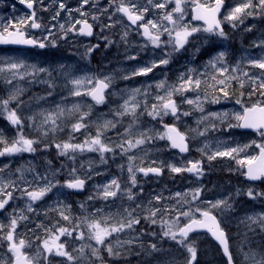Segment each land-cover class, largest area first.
Segmentation results:
<instances>
[{"label": "rangeland", "instance_id": "rangeland-1", "mask_svg": "<svg viewBox=\"0 0 264 264\" xmlns=\"http://www.w3.org/2000/svg\"><path fill=\"white\" fill-rule=\"evenodd\" d=\"M61 2L66 5L64 10H59L58 8L59 3ZM119 2L120 0H115V3H113L112 0H96L95 6H93L92 3H89L81 8V0H42V3L36 4V10L38 11L37 21L41 23L42 27L39 29H33V32H37L38 38L42 39L45 43L54 39L56 41V47L47 46L44 49L37 48L30 51L18 52L0 51V64L9 59H14L24 60L30 64H36L40 67L53 69L52 79H54L56 83V87L54 89H49L47 84L40 83L38 80L34 82L31 78H26L23 81H14V86L24 89L21 99L25 102V105L20 109L22 116L28 117L39 113L42 110L55 111L56 105H61L65 107V109H70L73 104L78 103L81 105V111H88L87 106L91 105L90 115L85 120L88 124L86 129L73 132L71 125L76 122V116L69 115L66 112L65 116L61 117L58 121V123L61 124V130H58L55 133H49V136L44 139L43 143L37 146L39 149L37 152L20 153L0 157V167H4L5 165L10 166V168L4 173L5 178H8L9 175L15 172L17 168L22 167H35L36 172L43 173L47 170L46 161L51 160L54 168L59 169L62 164L64 166L56 176V179L61 185H63L66 180L72 178L70 174V169L72 167L77 168V175L81 177L85 176L90 171L91 178L89 180H92V182L89 190L83 197L71 189L59 187L58 189H54L53 192L48 193L51 196L50 200L44 202L43 204L37 202L33 204V207L37 210L36 213L25 212V214L28 215L29 218L39 216L42 217L40 220H35L34 223L37 225L43 224L45 227L54 229V226L56 227L59 225V221L60 224H63L65 227H73V222L68 221L69 225L59 215V211L64 210V205L71 206L66 214L70 215L74 219L89 213H94L95 218L98 219L104 214L116 213L125 208L129 210L135 208L136 212L134 214L141 217L140 223L135 225L131 230L127 229L129 236L123 238L117 236L115 240L110 241L114 245L115 250L120 253L119 255L113 257L118 258V260H121L119 258L129 259L127 261L122 260L121 264H185V259L188 256V253L176 242L162 236L163 229L160 223L152 224L150 220L145 219L144 234L143 229H141L144 217L148 216L147 210L154 207H175L181 210H187L189 207L195 208L196 206H199L200 208L205 209L208 205L204 202L231 197L234 195V189L236 191L241 190V194L246 193L249 188L257 190V193L261 192L258 187H254L249 184L244 186V179L240 176V174L244 172L245 168L237 164L236 160L225 157L221 158V160L218 158L217 160L209 163L206 157H202L201 152L198 151V149H200L205 142H208L213 149H215L218 145L222 147H236L237 145L242 146L244 144H250L253 140L257 143H264V138H261L254 130L227 128L228 122H236L234 114L242 112V104L251 105L260 99L258 92L256 95L249 98L248 93L251 91V85L249 83L246 82L244 88L241 90L239 88V83L237 81H232L231 88L229 89L230 97L228 99H221L220 103H212L210 100L204 101L203 113L198 110H193V106L182 104L181 110L192 111V114L190 116H181L179 120L175 119L171 115H168L163 117V122L161 123L159 119L154 120L152 117L148 116L146 112H144L143 107L138 110L139 113H143L139 115V127L141 129H153L159 132L164 131L163 124H175L183 132H188L190 128L194 129L197 127V120L201 116H207L209 113L213 112H227L229 114L225 124L221 125L219 121H216L217 130L208 132L206 136H197L192 138L191 133L189 134V141L192 145V150L189 155L180 154L173 148H170L168 141L159 139L142 146L144 150L133 149L127 154H135L138 157L136 161L137 164L141 163L142 158L143 166L145 167L163 166L164 173L162 176H155L151 174L145 176V199L141 194V189H135L134 187H132V193L135 196L134 200H128L127 194L124 193L123 190L122 193L118 194V197L113 201H103L104 199L98 196V193L102 189L103 185H105L100 181H97V179L101 177L99 175L101 173L107 172L109 177L105 178L106 183H109L113 178L119 177L120 180V177H124L125 180H123V182L126 186H128L129 174L127 172V155L122 153L119 149L116 150L115 154L105 153L104 157L106 162H101V154L99 152L87 150L84 152H77V159L75 162H72L65 156H59L58 150L54 147V144L68 142L70 138L72 143H83L84 140L89 137V134L95 136L98 124H102L105 120L119 119L114 116V112L123 103L124 99L128 98V95L133 89H147L149 95L146 98L138 96L137 100L144 101L146 99L147 104L150 106L152 103L157 102L154 97L158 92L159 94H163V92L155 88V84L161 80L166 79L169 84H175L178 82V77L181 73H184L189 68L193 67L201 72L206 71L209 74H215L214 69L210 67L206 68L205 66L207 61L220 51L227 52V64L230 71L237 63H239L240 68L243 71L259 75L261 70L250 67L247 64V60L249 58L264 56V48L253 46L254 43L259 44L261 40H264V15L256 14L244 17L243 23L237 22V27L235 28L231 26V23L224 22L228 25L226 33L230 36L227 39L203 31L195 34L194 38H190V40L194 39L195 43H192V45L189 43L185 46V48H189L186 51L189 56L180 58L179 52L173 53L172 59L168 65H162L161 69L160 67H157L148 75L140 76L138 82L137 79H133L137 76L132 77L130 80L123 79L122 77L130 74L134 69L144 67L153 61H158L163 56L164 52L171 51V46L168 45L166 47L159 48L161 52V57L159 58L157 48H155L151 42L144 37L140 28L132 27L126 21V18L122 13L115 12L116 4ZM125 2L127 3V0H125ZM138 2L140 4H146L147 0H138ZM200 2L207 3L208 0H200ZM241 2H243V0H229V6L224 15ZM192 6L193 5L191 3L187 6L185 22L203 28V24L193 21ZM168 7L170 9L174 7V4H170ZM76 9H81L85 15L82 16L80 12L76 11ZM105 9H107V11H104ZM58 10L60 11V15L56 20H53L52 17ZM69 10H71V16L68 14ZM29 14L30 12L23 8L19 0H0V25L7 24L9 20L14 22L16 19L26 17ZM109 15L112 17L111 21L108 19ZM160 15L161 12L159 10L150 7V11L145 15V20L159 19ZM93 16L98 17V19L93 20ZM251 18H254L255 20L250 21ZM76 20H87L94 27H96L97 31L94 36L88 37L86 35L79 34V29L82 24H75ZM113 22H116L114 27L103 28L102 30V25ZM60 24H64L65 29L71 28L73 24H75L77 31H70L67 33L66 38H61L62 30L59 27ZM53 25H55V27H53ZM23 27L31 29L30 22L23 25ZM249 28H251V31H248ZM49 31L52 33L51 36H49ZM124 32H127L128 35L126 38L122 39ZM238 32L240 34H237ZM132 35L136 39H133ZM45 37H47V40H45ZM231 38H240L239 40L241 44L239 45L237 55L229 58L228 54L231 52ZM162 40L167 41V35L163 36ZM74 44L79 50L73 48V46H75ZM120 44H125L126 48L123 50V45L120 47ZM214 44L216 45V48L214 47L211 50L208 58L197 59L198 52L201 51L202 47ZM97 45L98 47H96ZM111 46L114 47V50H116L118 54L117 57H113L112 59L121 61L112 62V60L109 61V56H103V51ZM89 48L93 49L90 53H88ZM197 48H199V51L196 50ZM141 52H143V56L138 58V55ZM113 54L115 55L116 53ZM121 54L135 58L130 59L129 57H122L120 56ZM187 58L190 60L182 61ZM61 65L64 66L63 71L71 72L72 76H83L85 74L98 76L100 78L112 76L114 78L113 83H115V86H113L111 91L108 92L109 96L105 103L96 104L89 96H70L69 91L71 85H67V79L61 74ZM177 66H181V68L176 69ZM239 74L240 73H237V75ZM40 78L47 79V77ZM121 79L128 80L126 85L121 86L118 84V81ZM244 79L247 80V78ZM149 85H152V87L149 88ZM12 87L13 86L7 85L3 78H0V98H7L9 90ZM49 91H52L51 96L48 95ZM240 91H243L244 93L242 104H236L235 100L240 98ZM185 95L189 98H195L197 93L189 92ZM40 97H45V99H40ZM175 98L180 102L181 97L176 96ZM16 106L17 105L15 103L10 105L12 108H15ZM36 119L38 122L40 117L37 115ZM129 122L130 118L127 116L122 120H119L115 129L106 131L104 137L105 142L110 145L117 142L120 139L118 133L122 134ZM200 127L202 128L203 125ZM0 131H2L9 139L15 137L17 134L16 128L13 127L3 116H0ZM23 132L24 135L30 138H39V133H37L33 127L29 125L27 119H25ZM44 143H51L53 146L45 150L43 147ZM145 151H147V155H145ZM258 152L259 149L253 145L245 152H241L239 154V158L243 159L246 156H254L257 155ZM201 159L204 160L203 175L197 177L195 174L182 172L184 173L183 175L187 176L180 182L175 180L174 173H172L168 167V165L171 164L184 166L187 165L189 160L195 161ZM152 161H155L156 163L152 164ZM221 161L225 166L227 161L230 163L226 168L227 171L223 170L216 174L220 168ZM89 164H91V170H89ZM210 164L213 165V171L209 168ZM81 165H84V167H81ZM120 165H124V168L121 169ZM25 176L27 180H33L32 173L26 172ZM141 176L142 173H137V184L141 183ZM18 177L19 173H15L14 176H11L12 179H17ZM213 179H215L216 186L212 183ZM223 181L230 182L231 186L234 185V187H226L224 184H221ZM20 183L22 184V182ZM196 188H202L203 191L199 199L194 201L192 204L183 203L184 198L176 197L175 195L178 192L182 194L189 193L187 199L191 200V191ZM157 195L162 197L159 202L154 199ZM89 196L94 198L89 200ZM14 197L17 199L13 203L12 207L0 214V223L5 225L9 223V214L12 213L14 208L17 209V214L20 209H25L26 204L28 203L27 198L21 196L19 192H15ZM178 200H180L181 203L178 204ZM149 201H151V203H149ZM230 202L233 204L232 209L221 213V215L222 219L225 220L226 224L232 231L234 252L242 264L240 248L243 247L244 250L247 251L249 246L253 248L264 246V241H261L264 240V234L260 236V233L264 232H261L259 229V233L256 235L245 236L247 232H252L249 230V227L245 222L246 218L248 216L255 215L257 208L252 206L251 208L240 207L238 209L235 201L231 200ZM81 204H85V209L80 207ZM137 205H140L141 207L137 208ZM97 209H103V212H97ZM196 215L197 218H199V214ZM175 216L176 212H172L171 215H165L163 218L166 220H172ZM51 218L55 219L53 224L47 225V220ZM159 218L160 217L158 215L157 219L159 220ZM2 219H6V221ZM186 221L187 218L181 217V223ZM23 224L24 222L20 223V225ZM34 228L37 227L34 226ZM252 228L255 229L257 227L256 225H252ZM83 230L85 231L87 237V229L84 228ZM153 233H155V235H153ZM74 234L76 239L78 232H74ZM189 239H193L197 242L198 251L195 264H224V260L220 259L218 246L212 239H210L208 234L201 233L190 235ZM70 240L71 237L69 241ZM117 240H119L121 244H117ZM74 241L75 242L72 248H79L81 244L90 243L93 246L100 247L103 259L104 257L106 259L109 256L103 246L95 245V241H90L87 238L83 241L79 239ZM128 241L132 242L128 243ZM153 243L157 244L158 247L162 248L164 251L152 252V254L149 255L148 252L150 249L148 246ZM128 245L132 248H129ZM87 252H90V249H86V253ZM75 254L76 253H74V255ZM99 263V261L96 262V264ZM77 264H83V262L77 261Z\"/></svg>", "mask_w": 264, "mask_h": 264}, {"label": "snow or ice", "instance_id": "snow-or-ice-1", "mask_svg": "<svg viewBox=\"0 0 264 264\" xmlns=\"http://www.w3.org/2000/svg\"><path fill=\"white\" fill-rule=\"evenodd\" d=\"M19 2L33 11L26 17L16 19L14 22L9 20L7 24L0 25V44L31 45L40 49H44L47 46L56 47V41L54 39L45 43L36 38H29L26 36L25 31L21 27H18V25L23 26L28 22H30L31 28L39 29L42 27L41 23L37 21L36 11L34 10V6L37 3H42V0H19ZM95 2L96 0H81V8L89 3L95 6ZM112 2L115 3V0H112ZM189 3L193 5L192 11L194 15L192 19L203 21V28L185 22V13ZM224 3L225 0H208L207 3H201L200 0H147L146 4H140L138 0H127V3L125 0H120L116 4L115 12L122 13L133 25L142 22L139 24V27L143 29V35L147 37L155 48L171 46V51L164 52L158 61H153L144 67L134 69L130 74L124 75L122 78L131 79L134 76H146L155 68L168 65L173 53L184 49L190 42L195 43V40H190V38H194L195 34L201 31L227 39L223 22H229L235 28L237 27V22L243 23L244 17L256 14L264 15V0H243V2L232 8L221 18L220 13ZM170 4H174V7L169 9L168 6ZM150 7L161 12L159 19L145 20V15L150 11ZM58 8L59 10H64L66 8L65 3H59ZM59 10L53 15V20L59 17ZM76 11L80 12L82 16L85 15L81 9H76ZM104 11H107V9ZM68 14L71 16V10H69ZM96 19L98 17L93 16V20ZM108 19L111 21V15L108 16ZM115 23L102 25V30L103 28L114 27ZM75 24L83 25L79 29V34L87 36L93 34V26L87 20H76ZM75 24L68 29H65L64 24H60L59 27L62 30L61 38H66L67 33L70 31H77ZM248 31H251V28ZM51 35V31H49V36ZM127 35L128 33L124 32L122 39L126 38ZM165 35L168 37L167 41L162 40V37ZM45 40H47V37H45ZM253 46L264 48V40H261L259 44L254 43ZM92 50V48H89L88 53ZM196 50L199 51V48ZM129 58L134 59L135 57ZM247 64L250 67L260 69V74L255 75L250 74L248 71H243L239 63L230 71L227 64V52L220 51L212 56L205 66L206 68L210 67L214 69L215 74H209L206 71L201 72L193 67L181 73L178 77V82L175 84H169L166 79L161 80L155 84V88L163 92V94H159L158 92L154 97L157 102L152 103L150 106L147 104L146 99L144 101L137 100L138 96L146 98L149 95L147 89H133L128 95V98L124 99L123 103L114 112V116L119 119L105 120L102 124H98L95 136L89 134V137L83 143H72L70 138L68 142L55 143L54 147L58 150L59 156H65L72 162L76 161L77 152H84L86 150L99 152L101 154V162H106L104 157L105 153L115 154L116 150L119 149L127 155L133 149L144 150L142 146L150 144L156 139L166 140L169 142L170 148L178 149L181 153H186L189 151L190 133L192 138L206 136L208 132L217 130L216 121H219L221 125L225 124L229 114L227 112H213L207 116H201L197 120V127L194 129L190 128L188 132L181 131L175 124H163L164 131L159 132L153 129H141L139 127V115L143 113H139L138 110L143 107L144 112L148 116L154 120L159 119L161 123L163 122V117L168 115H171L177 120L181 116H190L192 111H182V104L193 106V110H198L203 113L204 101L210 100L212 103H220L221 99H228L230 97L229 89L231 88L232 81H237L241 90L244 88L246 82L249 83L251 85V91L248 93L249 98L258 92L260 99L251 105H243L242 98L244 93L240 91V98H237L235 103L242 104V112L234 114L236 122H228L227 128L252 129L261 138H264V56L249 58ZM63 68L64 66L61 65V74L67 79V85H71L69 91L70 96H89L96 104L105 103L106 90L113 83L114 78L112 76H105L104 78L88 74L72 76L71 72H64ZM52 73L53 69L30 64L24 60L9 59L0 64V78H3L7 85L13 86L9 90L7 98H0V116H3L17 130L16 136L11 139L7 138L0 131V157L37 152L39 150L37 146L43 143L44 139L49 136V133H55L61 130V124L58 121L61 117L65 116L66 112L69 115L76 116V122L71 125L73 132H78L88 127L85 120L90 115L91 105L87 106L88 111H81V105L78 103L73 104L70 109L56 105L55 111L42 110L28 117L22 116L20 109L25 105V102L21 99L24 89L14 86V81H23L26 78H31L34 81L38 80L40 83L47 84L49 89H54L56 83L52 79ZM237 73L240 74L237 75ZM40 77H47V79ZM244 78H247V80ZM148 87L151 88L152 85ZM189 92L197 93V95L195 98H189L185 95ZM48 95L51 96L52 91H49ZM176 96L181 97L179 103L175 98ZM40 99H45V97H40ZM12 103H15L17 106L15 108L10 107ZM37 115L40 117L38 122L36 119ZM126 116L130 118V122L122 134L118 133L120 139L111 145L106 143L104 139L106 131L115 129L119 120H122ZM25 119L39 133V138H30L24 135L23 128ZM201 125H203L202 128L200 127ZM253 145L259 149L258 154L240 159L239 154L245 152ZM51 146H53L51 143L43 144L45 150ZM198 151L201 152L202 157H206L209 163L218 158L225 157L236 160L237 164L246 168V171L242 174L248 180L256 181L264 179V143H257L253 140L250 144H244L242 146L222 147L218 145L213 149L208 142H205ZM145 155H147V151H145ZM137 159L138 157L135 154L127 155V172L129 178L128 186L125 187L123 192L127 194L128 200L135 199L132 193V187H135L138 183L137 173H142L144 176H148L149 174L159 176L163 174L162 165L145 167L143 166V159L141 158L140 164L136 163ZM155 163V161H152V164ZM203 163V159L195 161L189 160L187 165L176 166L171 164L168 167L172 173L179 174L188 172L199 177L204 172ZM46 164L47 170L43 173L36 172L35 167H22L17 168L8 178H5L4 173L10 166L5 165L4 167H0V212L5 211L10 201L14 200L15 192H19L21 196L26 197L28 200L25 209H20L18 214L17 209L14 208L12 210V213L9 214L10 219L7 225L0 223V233H2L0 240L6 242L7 248L6 256L0 257V264H53L55 257L64 258L67 262H71V264H77V261H82L83 264H96L99 261L100 264H104L100 247L93 246L90 243L81 244L79 248H72L71 251L68 250L67 241L61 242V237H72L74 232H78L76 239L83 241L87 238L90 241H95V245L103 246L110 256L119 255L120 253L115 250L114 245L110 241L108 243L106 241L113 234H119L126 229L131 230L135 225L140 223L141 217L134 214L136 212L135 208L131 210L125 208L116 213L104 214L98 219L95 218L94 213H89L74 219L66 214L71 206L64 205V210L59 211V215L63 220L73 222V227L54 226L55 230H53V228L38 224L37 228L41 229L45 233V236L42 238L36 235L35 240L40 241V243L35 244L34 253L27 251V249H33L34 242L25 239L24 235L17 233V228L20 226V223L29 220V216L25 212L36 213L37 210L33 207V204L42 200L48 193L53 192L54 189H58L59 187L82 191L85 188L87 179L91 178L90 171L81 177L77 175V168L72 167L70 169L72 178L61 185L56 179V176L64 167L63 164L59 169L53 167L51 160H47ZM81 167H84V165H81ZM88 167L91 170V164ZM120 167L123 169L124 165H120ZM26 172L33 174L32 181L27 180L25 176ZM15 173H19V177L12 179L11 176H14ZM202 191V188L192 190L191 200L187 199L189 193L182 194L178 192L175 195L176 197H183V203L192 204L199 199ZM121 193L120 180L113 178L109 183L103 185L98 196L104 200H108L109 198H117L118 194ZM240 194L238 190L236 195ZM243 194H246L251 199H257L258 197L264 198V192L255 193L251 188ZM93 198L92 196L88 197L89 200ZM154 199L159 202L162 197L157 195ZM230 200L231 197L215 201H206L204 203L208 207L205 209L199 206L195 208L189 207L187 210H181L175 207L149 208L147 210L148 216L144 218L150 220L152 224L160 223L163 229L162 236L176 242L186 250L188 256L185 259V264H195L197 260V242L189 239V237L191 233L201 229L210 233L222 247V252L227 258V264H234L227 232L221 226L220 219H218V214L232 209L233 204ZM177 203L179 204L181 201L178 200ZM80 207L85 209L86 206L85 204H81ZM139 207L141 206L137 205V208ZM96 211L102 213L103 209H97ZM172 212H176L174 219L166 220L163 218L165 215H171ZM196 214H199V218H197ZM158 215L160 217L159 220L157 219ZM181 217L187 218V221L181 223ZM245 222L250 231L255 232L252 225H256L261 232H264V212L248 216ZM84 228L87 229V237L83 230ZM131 242L128 241V243ZM117 244H121V242L117 240ZM148 248L150 249L148 252L149 255L152 252L164 251L155 243L150 244ZM86 249H90V252L86 253ZM240 252L242 255V264H264V246L257 248L249 246L247 251L241 247ZM74 253L76 254L74 255Z\"/></svg>", "mask_w": 264, "mask_h": 264}, {"label": "flooded vegetation", "instance_id": "flooded-vegetation-1", "mask_svg": "<svg viewBox=\"0 0 264 264\" xmlns=\"http://www.w3.org/2000/svg\"><path fill=\"white\" fill-rule=\"evenodd\" d=\"M35 11H36V16H37V14H38V11L36 10V5H35ZM18 27H21V26H19L18 25ZM22 28V30H25L26 32H27V30H26V28H24V27H21ZM34 29V28H33ZM225 32H226V28H225ZM28 33V32H27ZM26 33V34H27ZM227 34V33H226ZM39 35V34H38ZM27 36L29 37V38H36V39H38V36H37V32H33L32 34H30V33H28L27 34ZM40 36V35H39ZM38 40H42V39H38ZM38 47H33V48H20V47H16V46H3V47H0V51H3V52H14V51H30V50H34V49H37ZM220 159V158H219ZM221 160V159H220ZM229 161H227V163H226V166L224 165V163L223 162H221V165H220V168L218 169V171H217V174L218 173H220L221 171H223V170H225V171H227V166L229 165ZM209 168L211 169V171H213V165L212 164H210L209 165ZM224 171V172H225ZM246 171V168L244 169V172ZM101 177H99L98 179H97V181H100L101 183H103V184H107L106 182H105V178H107V177H109L108 175H107V172H104V173H101V174H99ZM240 176L244 179V186H247L248 184L249 185H252V186H254V187H258L259 189H260V191L261 192H264V179H262V180H256V181H251V180H248L247 178H246V176L245 175H243V174H240ZM118 180H119V177L117 178ZM123 180H125L124 179V177H120V182H121V188H122V190H124L125 189V187H127L126 186V184L123 182ZM67 181V180H66ZM91 182H92V180H89V179H87V181H86V185H85V190H84V192L83 193H81L80 195H81V197H83L84 196V194H86L87 193V191L89 190V188H90V184H91ZM140 182L141 183H139V184H137L134 188L135 189H141V194L144 196V198H145V176L142 174V176H141V178H140ZM221 184H224L226 187H230L231 186V183L230 182H227V181H223ZM214 186H216V184H214ZM231 187H234V185H232ZM253 189V188H252ZM254 190V192L255 193H257L258 191L257 190H255V189H253ZM76 193V192H75ZM237 193V191L234 189V192H233V196H231L232 198H231V200L232 201H235V203H236V205H237V207H238V209L240 208V207H244V208H246V207H248V208H251L252 206H254V208L257 206V203H263L264 204V198H262V197H258L257 199H251V198H249L248 196H246L245 194H240V195H235ZM240 193H241V190H240ZM50 195L49 194H47L42 200H40V201H37V203H40V204H43L44 202H46V201H48V200H50L51 199V196H50V198L48 199V197H49ZM17 198L15 197L14 198V200H12V203L8 206V208H11L12 207V205H13V203L15 202V200H16ZM114 199L113 198H109L108 200H103V201H113ZM230 200V201H231ZM256 201H258V202H256ZM238 202H239V205H238ZM7 208V209H8ZM6 209V210H7ZM5 210V211H6ZM5 211H3V212H5ZM2 212V213H3ZM256 212L257 213H261V209H259V208H257V210H256ZM1 214V213H0ZM40 215V214H39ZM42 217H32V218H29V220L28 221H25L24 222V224L23 225H20L18 228H17V233L18 234H21V235H24V238L25 239H28V240H32L33 242H34V247H33V249H27V251H29L30 253H34V250H35V244H39L40 243V241H36L35 240V236L36 235H39V236H41L42 238L45 236V233L44 232H42L40 229H38V228H34V226L35 227H37V224H35L34 222H35V220H40ZM61 219V218H60ZM2 220H4V221H6V219H2ZM54 220L55 219H48L47 220V225H49V224H53V222H54ZM59 221V220H58ZM68 224H69V222L68 221H66ZM70 225V224H69ZM60 226H64L63 224H60V221H59V225H57L56 227H60ZM65 227V226H64ZM142 228L141 229H143V232H144V234H145V218H144V222H143V226H141ZM53 230H55V228L53 229ZM229 233V232H228ZM257 233H259V231H257V230H255V232H250V236H254V235H256ZM264 233H260V236H262ZM0 235H2V233H0ZM230 235V234H229ZM117 236H119V237H121V238H123V237H126V236H129V234L127 233V229H126V231H124V232H121V233H119V234H113V236L112 237H110L109 238V240L108 241H106V242H109V241H112V240H115L116 238H117ZM231 236V235H230ZM69 239H70V237H61V242H64V241H67V244H68V250L69 251H71L72 250V247H73V245H74V240H76L75 239V234L73 233V236L71 237V240L69 241ZM261 239H263V238H261ZM261 241H264V240H261ZM6 252H7V248H6V242H4V241H2V240H0V257H5L6 256ZM103 253V252H102ZM112 258H114L113 256H108L106 259H105V257H104V264H114V261L112 260ZM235 259H236V264H241L240 263V260H239V258L235 255V257H234ZM71 262H67L64 258H60V257H55L54 258V261H53V264H70ZM100 264V263H99Z\"/></svg>", "mask_w": 264, "mask_h": 264}, {"label": "bare ground", "instance_id": "bare-ground-1", "mask_svg": "<svg viewBox=\"0 0 264 264\" xmlns=\"http://www.w3.org/2000/svg\"><path fill=\"white\" fill-rule=\"evenodd\" d=\"M139 43V42H138ZM75 45V44H74ZM123 44H120V47L122 46ZM63 46H64V44H63ZM119 47V46H118ZM73 48L74 49H77V50H79L78 48H77V46L75 45V46H73ZM126 48V45L124 44L123 45V50ZM121 51H122V49H121ZM143 56V52H141L139 55H138V58H140V57H142ZM36 81V80H35ZM34 81V82H35ZM224 131V130H223ZM223 134V133H222ZM217 174V173H216ZM232 198V197H231ZM145 199V198H144ZM256 202H258V201H256Z\"/></svg>", "mask_w": 264, "mask_h": 264}, {"label": "water", "instance_id": "water-1", "mask_svg": "<svg viewBox=\"0 0 264 264\" xmlns=\"http://www.w3.org/2000/svg\"><path fill=\"white\" fill-rule=\"evenodd\" d=\"M225 6H226V2L224 3V6H223V8L221 9V13H220V16H221V14H222V12H223V10H224V8H225ZM30 10H32V9H30ZM203 22V21H202ZM92 36V35H91ZM1 45V44H0ZM19 46H27V45H19ZM178 150V149H177ZM76 192H78V193H81V192H83L84 191V189L82 190V191H77V190H75ZM201 230H203V229H201Z\"/></svg>", "mask_w": 264, "mask_h": 264}, {"label": "trees", "instance_id": "trees-1", "mask_svg": "<svg viewBox=\"0 0 264 264\" xmlns=\"http://www.w3.org/2000/svg\"><path fill=\"white\" fill-rule=\"evenodd\" d=\"M118 264H121V262H118Z\"/></svg>", "mask_w": 264, "mask_h": 264}]
</instances>
